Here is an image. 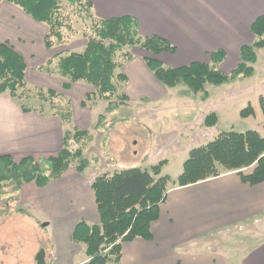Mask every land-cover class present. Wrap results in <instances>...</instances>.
<instances>
[{
	"label": "crops",
	"instance_id": "0c3cea01",
	"mask_svg": "<svg viewBox=\"0 0 264 264\" xmlns=\"http://www.w3.org/2000/svg\"><path fill=\"white\" fill-rule=\"evenodd\" d=\"M89 1L98 17L132 15L138 19L142 34H159L174 43L177 50L169 53L173 57L171 64H166L170 66L192 61L210 62V53L217 48L226 52L222 62L227 61L232 52L239 55L241 46L254 39L250 30L252 22L264 13V0ZM211 2L219 4L217 9L211 7ZM47 32L45 22L34 19L17 4L1 2L0 41H9L22 53L27 62L26 76L28 57H35L39 52L37 64L40 66L52 56L49 53L42 56L43 46L47 48ZM52 48H47L46 52ZM136 70H141L151 83L148 88L145 84L135 97L146 99L145 94H149L152 98L146 99L148 104L158 106L156 101L165 92L164 84L156 78L144 57L136 66L124 71L128 82L130 75H134V79ZM56 73L63 82L66 80L57 70ZM187 105L196 108L198 104L189 100L185 103L186 108ZM163 106L166 107V103H161L159 108L163 109ZM28 115L40 123L47 118L35 111H24L8 92L0 93V154L15 156L36 148L56 154L62 147L58 138L61 125L57 118L49 116L45 120L48 127L44 133L41 125H28ZM184 116L192 117L191 113ZM159 127L164 129L162 124ZM64 129L71 128L66 126ZM180 152L184 159L189 155V151L183 148ZM71 168L46 185L28 182L16 190L33 199L30 205L26 202L29 207L49 213L48 224H53L54 229L47 243L39 241L32 253H26L22 247L24 236L19 230L7 226L9 223L5 219L0 220V264H38L36 256L41 248L45 249V264H89L86 244L75 241L73 232L80 219L89 224L101 220L91 185L94 177L86 175L85 170L72 171ZM176 179L171 176L159 216L151 222L152 237H136L123 242L118 264H264V181L251 184L242 179L238 170L223 171L217 176L185 185L174 183ZM15 210L12 213L21 212ZM236 233L242 236L234 237ZM244 233L258 236L253 246L247 245ZM242 245L245 247L237 250Z\"/></svg>",
	"mask_w": 264,
	"mask_h": 264
},
{
	"label": "trees",
	"instance_id": "16d2710c",
	"mask_svg": "<svg viewBox=\"0 0 264 264\" xmlns=\"http://www.w3.org/2000/svg\"><path fill=\"white\" fill-rule=\"evenodd\" d=\"M2 1L17 4L34 19L48 24L45 35L47 48L65 41L69 38L67 35L75 32L71 30L73 26L64 12L62 0H0V4ZM67 1L92 21L91 32L82 51H60L49 58L47 64H53L66 78L62 84L64 89H69L73 82L79 80L92 84L94 90L86 92V97L98 94L108 101L107 110H113L130 98L126 92L119 91L120 82H128L126 73L119 70L124 64L119 59L124 47H138L155 55L177 50L174 43L159 34H142L138 19L132 15L102 18L95 14L89 0ZM250 30L254 34L253 41L241 46L240 60L228 73L219 68L226 56L222 48L210 53V62L192 61L170 66L156 56H144V60L162 84L174 86L183 82L195 91H201L207 82L219 84L254 73L257 52L264 49V13L254 19ZM131 52L124 53L127 61L134 58ZM26 70L27 62L22 53L9 41H0V93L8 92L13 100L19 101L24 111L35 110L45 115L42 108L21 102L26 99L29 86ZM36 92L41 99L52 102V114L67 122L73 119L72 100L67 98L64 100L66 104L62 102L65 94L61 90L38 85ZM115 96L119 100L114 101ZM260 104L264 112V95L260 96ZM253 113L251 104L240 111L243 117ZM99 116L101 122L104 115L101 113ZM217 121L215 112L205 118L208 125ZM92 138L90 129L74 126L64 131L62 147L56 154L41 156L40 159L25 155L18 160L10 153L0 154V196L9 183L14 184L12 190H19L28 182L46 185L74 164L78 171H84L89 165L84 149ZM72 142L77 143L75 149ZM164 162L165 159L159 161L151 169L131 166L95 176L91 185L101 220L89 224L80 219L73 232L75 241L86 244L89 264H118L122 258L123 242L136 237H152L151 222L159 216L160 204L167 197L171 180L170 175L161 174ZM247 168L251 170L245 171ZM228 170H238L242 179L251 184L264 181V135L259 130L223 131L207 143L192 148L183 163V171L174 183H194Z\"/></svg>",
	"mask_w": 264,
	"mask_h": 264
},
{
	"label": "rangeland",
	"instance_id": "374dc122",
	"mask_svg": "<svg viewBox=\"0 0 264 264\" xmlns=\"http://www.w3.org/2000/svg\"><path fill=\"white\" fill-rule=\"evenodd\" d=\"M62 3H64V12L72 23L71 30L75 32H72V35H67L69 38L64 39L65 41L56 43L51 50L49 49V52H46L48 50L43 46L42 56L49 53L53 57L56 53L67 50L82 51L87 43V35L91 32L92 21L76 5L67 0H62ZM213 3L211 2V7L217 9L219 4L214 5ZM126 51H132L131 53L135 57L131 62L126 60L124 54ZM257 53L258 60L254 64L255 70L250 76H239L219 84L207 82L204 90L201 91H195L183 82L174 86L161 84L165 92L162 91V96L158 98L160 100L156 101L158 106L148 104L146 99L152 98L149 94H145L147 95L146 99L135 97L140 94L139 91L144 88L145 84V88H148V84L151 83H149V78L146 80L141 70H136L134 79H132L134 75H130V82H120L119 91L126 92L130 98L113 110H107L108 101L98 94L93 93V96L86 97V92L93 91L94 86L85 80H80L70 89H64L63 78L56 73L54 65H49L46 61L39 66L37 62L40 59V53L36 52L35 57H28L29 70L26 77L29 86L26 99L20 101H25L29 106L38 109L42 108L47 118H43L40 123L38 119L35 120L32 115H28V125H41L44 133L48 127L45 120L52 116L57 118L61 125L58 130L60 144H62L61 137L66 126L72 129L74 125L79 127L84 125L83 128L90 129L93 138L89 140L84 149V156L89 160V165L85 169L86 175L89 174L95 178L100 173H112L115 170L131 166L151 169L152 165L165 159L161 174L177 178L183 169V162L186 160L180 152L182 148L190 151L192 148L214 139L219 133L231 129L237 131L257 129L264 135V112L260 104V96L264 95V49H259ZM172 55L164 52L157 56L138 47H124L119 54V59L124 64L119 70L126 71L128 68L136 66L144 56H160L159 58L165 64H171ZM239 57L240 53L239 55L234 52L230 53L228 60L221 62L219 68L226 73L230 72L239 62ZM154 79L160 83L156 78ZM38 85L60 88L65 94V98L61 99L62 102L67 98L72 100L74 120L62 123L59 117L52 114V102L45 101L38 96L36 92ZM137 91L139 93H136ZM113 99L117 101L119 97L115 96ZM84 100L85 104L83 105L82 101ZM189 100L190 103L198 104L195 106L196 108L188 105L186 108L185 103ZM15 102L19 103L17 100ZM64 103L66 104V101ZM161 103H166V107L159 108ZM248 104L253 106L254 113L243 117L240 111ZM212 112L217 113L218 121L214 125H208L205 123V118ZM35 113L39 112L35 111ZM101 113L104 118L100 122L99 115ZM185 113H191L192 117H185ZM160 124L164 126L163 130L160 129ZM51 125L53 126V123ZM153 136L155 137L153 138ZM178 139L181 142H178ZM76 146L77 143L72 142V148L75 149ZM28 152L33 153L37 159L52 154L50 151L36 148L34 151H27L24 154H15V158L18 160ZM71 170L77 171L75 164ZM250 170L251 168H247L245 171ZM13 188V183L4 186V193L0 196V220L5 219L9 223L6 224L7 226L19 230L20 235L24 236L23 249L26 253H32L39 241L45 243L49 241L54 226L48 224L49 213L29 207L33 199L26 193L23 195L12 190ZM15 209L21 212L12 213ZM8 211L11 213L9 214ZM243 235L248 241L247 245L250 246H253L254 240L258 238L253 233H244ZM241 236L236 233L234 237ZM242 247L245 245L239 246L237 250H242Z\"/></svg>",
	"mask_w": 264,
	"mask_h": 264
},
{
	"label": "water",
	"instance_id": "95a60500",
	"mask_svg": "<svg viewBox=\"0 0 264 264\" xmlns=\"http://www.w3.org/2000/svg\"><path fill=\"white\" fill-rule=\"evenodd\" d=\"M45 224L47 223L45 222ZM36 258H37L38 264H45V249L44 248L40 249Z\"/></svg>",
	"mask_w": 264,
	"mask_h": 264
}]
</instances>
